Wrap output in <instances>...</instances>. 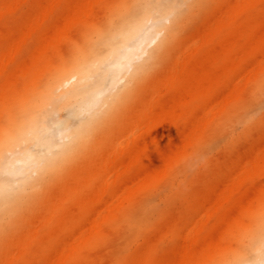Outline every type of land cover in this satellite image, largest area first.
Returning a JSON list of instances; mask_svg holds the SVG:
<instances>
[{"label":"bare ground","instance_id":"6f19581e","mask_svg":"<svg viewBox=\"0 0 264 264\" xmlns=\"http://www.w3.org/2000/svg\"><path fill=\"white\" fill-rule=\"evenodd\" d=\"M99 251L264 264V0H0V264Z\"/></svg>","mask_w":264,"mask_h":264},{"label":"rangeland","instance_id":"374dc122","mask_svg":"<svg viewBox=\"0 0 264 264\" xmlns=\"http://www.w3.org/2000/svg\"><path fill=\"white\" fill-rule=\"evenodd\" d=\"M216 3L212 5L213 7H216ZM208 24V20L204 21L203 19H200L199 21L193 23L192 25V30L193 33L198 30H200L203 26H206ZM230 130V134L228 135V137H226V139L228 138V141H232L235 138V134H238L241 131V128L238 124L237 120H234L231 124V127L229 128ZM228 131V132H229ZM225 139V137L223 138V140ZM223 140H221V142H219L217 145H213L210 146L209 148H207L202 156V160L199 161L194 167L192 168H188L187 170H184L183 174L180 173H176L172 176V178L170 179V181L167 183L166 186H163L162 188H157V189H153L150 192V195H154L152 197L151 202L154 203L155 205H157L159 208H163L165 206V201L167 196L172 193L178 186L179 182H183L186 180L187 177H191L192 175H194L201 167V163L203 161H211L213 159H217L220 158L219 152L222 151V143ZM240 152V149H235L232 151V156L235 157L236 155H238V153ZM228 173L225 175L227 176ZM263 182H259L258 184H262ZM59 185V184H58ZM58 185H55L54 187L57 189ZM154 200V201H153ZM175 207H177V204L175 203ZM174 208V207H173ZM176 209V208H175ZM172 214L175 211L174 209L171 210ZM168 215V214H167ZM174 215V214H173ZM171 217V213L169 214V217L167 216V218ZM172 218V217H171ZM124 234V232H123ZM141 244V242L139 243ZM135 249H137V247H133L130 251L131 253H133L135 251ZM105 252L104 251H99V258H91L89 259L87 264H107L106 262H104L103 260H101V256L104 255ZM96 257V255L94 256ZM34 264H44L43 262H37L35 261Z\"/></svg>","mask_w":264,"mask_h":264}]
</instances>
